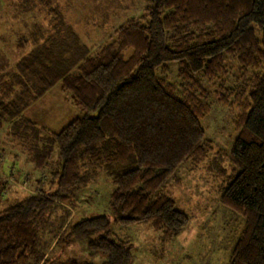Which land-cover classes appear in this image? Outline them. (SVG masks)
I'll return each mask as SVG.
<instances>
[{
	"label": "trees",
	"instance_id": "1",
	"mask_svg": "<svg viewBox=\"0 0 264 264\" xmlns=\"http://www.w3.org/2000/svg\"><path fill=\"white\" fill-rule=\"evenodd\" d=\"M29 1L62 24L58 0ZM61 31L73 37L70 28ZM108 34L66 66L35 54L12 61L0 50V131L39 174L33 193L0 209V264H94L97 257L131 264L134 247L116 237L108 218L69 220L77 195L101 172L111 178L113 222L147 224L171 242L189 219L169 188L180 186L182 164L197 167L214 154L201 126L213 104L236 114L227 157L233 173L219 202L244 228L227 264H264V0H145L141 13ZM225 59L235 61V73ZM173 63L177 81L167 77ZM55 85L83 117L57 133L37 131L23 112ZM9 187L0 177V198ZM78 241H86V259L56 254Z\"/></svg>",
	"mask_w": 264,
	"mask_h": 264
},
{
	"label": "rangeland",
	"instance_id": "2",
	"mask_svg": "<svg viewBox=\"0 0 264 264\" xmlns=\"http://www.w3.org/2000/svg\"><path fill=\"white\" fill-rule=\"evenodd\" d=\"M69 1L64 0L63 3L69 4ZM74 1L81 5L83 0ZM84 1L91 3L94 13L115 10L114 13L110 11L108 17H104L105 20L88 21L76 27L81 38L85 36V42L91 46L104 41L109 36V31L112 32L128 18L137 15L136 11L141 13L145 7V0ZM1 6L0 0V15L4 12ZM12 12L15 13L13 10ZM17 14L21 15L22 12ZM12 31L13 28H10L6 34L9 35L10 46L14 44V39L11 40L10 37ZM129 55L130 52H126V56ZM225 65L230 74L236 72L235 61L225 59ZM168 67L167 77L171 81H177V64H169ZM235 115L229 109L213 104L210 113L201 121L205 138L213 143L214 154L203 165L194 167L189 162L184 163L175 173L181 184L178 188H169V193L175 201V208L185 213L189 222L171 242L164 245L147 224L123 228L113 222V215L109 210V197L113 187L111 178L105 172H101L93 184L85 188L81 195H77L73 209H70L69 220L73 222L94 216L108 218L116 237L134 247L131 264H227L244 228L243 218L219 202L221 191L233 173L227 157L236 138L233 124ZM81 117L83 113L72 104L70 94L62 92L60 86L55 85L23 112L22 121L31 122L37 131L47 129L57 133L68 123ZM21 126H26V123L21 122ZM1 152L3 159L0 158V177L10 187L4 192L3 198H0V209L15 199L33 193V181L39 178V174L25 163L17 143L0 131V155ZM216 152L220 153L219 156L215 155ZM15 155L17 159L13 157ZM237 172L235 170L234 174ZM86 246V241H78L66 249L59 248L56 254L62 258L83 260L87 258ZM101 261L97 257L93 262L100 264Z\"/></svg>",
	"mask_w": 264,
	"mask_h": 264
},
{
	"label": "crops",
	"instance_id": "3",
	"mask_svg": "<svg viewBox=\"0 0 264 264\" xmlns=\"http://www.w3.org/2000/svg\"><path fill=\"white\" fill-rule=\"evenodd\" d=\"M63 1L56 2L55 9L62 23L59 24L50 21L46 14L29 0H1L4 12L0 15V50L9 54L12 61L35 54L36 58L46 63L54 58L65 63V66L75 63L84 54L93 52L101 42L92 44L93 46L88 45L85 36L81 38L76 27L81 23L102 21L105 18L100 13H94L91 3L87 1L83 0L81 5L74 0H70L69 4H64ZM20 11L22 14L18 15ZM135 13L138 14V11ZM61 26L70 28L73 37L61 31ZM10 28H13L11 40L14 39L11 46L8 44L9 35H6Z\"/></svg>",
	"mask_w": 264,
	"mask_h": 264
}]
</instances>
